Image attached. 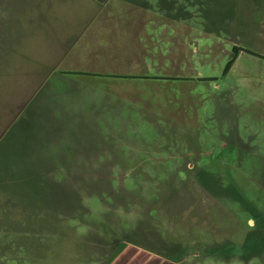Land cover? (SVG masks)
Instances as JSON below:
<instances>
[{
	"label": "rangeland",
	"instance_id": "rangeland-1",
	"mask_svg": "<svg viewBox=\"0 0 264 264\" xmlns=\"http://www.w3.org/2000/svg\"><path fill=\"white\" fill-rule=\"evenodd\" d=\"M209 1L178 28L117 13L91 28L103 53L48 78L0 62V264H264V0ZM97 86L119 114L95 132L115 139L79 120Z\"/></svg>",
	"mask_w": 264,
	"mask_h": 264
},
{
	"label": "crops",
	"instance_id": "crops-1",
	"mask_svg": "<svg viewBox=\"0 0 264 264\" xmlns=\"http://www.w3.org/2000/svg\"><path fill=\"white\" fill-rule=\"evenodd\" d=\"M209 8V0H118V2L113 0H0V62L8 60L7 58L19 57L28 62L30 67L33 64V68L30 69L38 71L39 77L48 78L50 75L45 73L43 75L42 72L58 69L67 54L80 52L84 45L87 48L91 47L92 54L103 53L102 48L106 47L108 42L102 38L108 39V35L100 37L99 31L92 33L91 28L97 23L111 20L112 16L117 13L124 11V15L130 21L135 18L138 21L140 19L147 21L146 15L152 11L155 19L162 21L165 18V20L173 21L174 27L178 28L179 24L201 18V15L202 21L204 18V23H206V13ZM20 47L24 48L20 50ZM241 54L243 53L239 54L229 73L238 67L241 56H243ZM252 60L264 65L262 56H254ZM33 62H37L36 65ZM84 74L97 79H146L151 77L145 74L115 75L103 72H85ZM251 74H253L251 75L252 81L259 82L258 87L253 85L252 93H257V96L252 98L255 102L264 104V72ZM44 84L45 81L37 87L36 92L41 91ZM93 88L96 89L97 101L100 99L99 102L103 100L105 102L103 104L84 103L81 107L78 106V109L82 110L79 120H82V126L90 127L88 129L92 134L102 139L106 135L100 134V131L96 133L94 128L112 126L111 120L116 118L119 110L116 104L109 99V90L99 86ZM93 88L91 89L95 91ZM13 124L17 125L19 121L18 123L14 121ZM33 133L35 137L33 136L31 140L34 141L38 139V136L35 131ZM106 137L111 138L112 136ZM119 137L121 140L124 139L122 136ZM40 141L49 147L52 141L53 145H60L57 139L40 137ZM61 142L63 145L67 144V141L61 140ZM72 144L71 142L65 147L68 148Z\"/></svg>",
	"mask_w": 264,
	"mask_h": 264
},
{
	"label": "trees",
	"instance_id": "trees-1",
	"mask_svg": "<svg viewBox=\"0 0 264 264\" xmlns=\"http://www.w3.org/2000/svg\"><path fill=\"white\" fill-rule=\"evenodd\" d=\"M245 50L244 49H242V48H240V47H237V46H235L234 48H233V50H232V54H233V56L231 57V59L228 61V63H227V65H226V67H225V70H224V76H226L228 73H229V71L231 70V68H232V66L234 65V63H235V61H236V59H237V57L239 56V54L241 53V52H244ZM249 54H252V55H254L253 53H251V52H249V51H247ZM256 55V54H255Z\"/></svg>",
	"mask_w": 264,
	"mask_h": 264
}]
</instances>
